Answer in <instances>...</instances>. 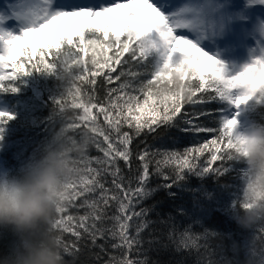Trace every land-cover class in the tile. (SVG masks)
Returning <instances> with one entry per match:
<instances>
[{
    "label": "snow or ice",
    "instance_id": "1",
    "mask_svg": "<svg viewBox=\"0 0 264 264\" xmlns=\"http://www.w3.org/2000/svg\"><path fill=\"white\" fill-rule=\"evenodd\" d=\"M257 8H264V0H244L241 9L233 0H16L0 10V91H17L20 78L34 72L57 75L66 86L55 101L56 115L77 132L91 129L103 154L89 156L85 175L59 212L55 227L66 253L78 256L85 237L103 250L96 241L107 236L121 255L105 264H149L146 256L130 253L140 252L141 233L154 223L147 218L152 208L137 206L160 188L191 193L201 214L219 211L233 220L237 208L250 206L245 196L252 173L231 154L239 150L242 117L246 126L264 124L254 118L264 119V19L257 16L250 30L242 23ZM211 103L217 107H205ZM11 118L0 112V124ZM171 128L191 134L194 143L182 150L146 145L133 151L137 137ZM228 174L240 185H221L236 189L226 205L203 185L185 187L189 176L218 181ZM153 175L171 182L149 187ZM202 201L216 206L206 208ZM191 227H170L167 239L177 252L203 249L206 264H241L227 258L223 234L209 228L194 233ZM64 234L73 239L65 241ZM210 238L220 243L213 247ZM241 247L243 264H264V224L242 246L232 241L234 254Z\"/></svg>",
    "mask_w": 264,
    "mask_h": 264
},
{
    "label": "trees",
    "instance_id": "2",
    "mask_svg": "<svg viewBox=\"0 0 264 264\" xmlns=\"http://www.w3.org/2000/svg\"><path fill=\"white\" fill-rule=\"evenodd\" d=\"M237 9L244 6V0H233ZM8 83V82H5ZM66 81H62L55 74L46 73H31L30 75L23 76L15 84L17 91H0V103L2 111L11 115V119H6V122L0 124V171L5 170L12 175H17L22 167L30 160L36 159L40 153L41 147L51 138L52 132L59 128L61 125L60 118L56 115L58 109L55 104L57 98L64 93ZM99 95H103V89L99 91ZM209 109L217 107L215 103L205 106ZM190 110L189 106H186ZM264 113V108L259 110ZM71 115V111L68 113ZM258 122L264 123L261 115L257 114L254 117ZM247 124V117H243ZM102 122V117H101ZM210 126L211 122H208ZM160 135L148 134L137 137L132 145L133 151L142 150L146 145L151 149H176L182 150L186 146H191L194 143L191 134L181 133L176 128L160 129ZM205 137V134H200ZM138 146V147H137ZM103 154L95 147L90 151L89 156L97 157ZM139 161L133 159L132 167L135 169ZM95 166V165H94ZM126 176L131 175L128 167L120 162ZM165 171H168L165 169ZM109 183L111 177L107 178ZM171 181H164L161 177L153 175L149 181V187L155 188L157 185L163 183H170ZM240 185V181L235 178V174H228L220 179L214 180L209 176L203 181L189 176L185 187L199 188L203 185L208 191L214 193L215 200H218L221 205H226L231 200V192L235 191L234 188L224 189L221 185ZM135 186V183H133ZM174 192L176 195L170 197L168 192ZM206 208L215 207V203L202 201ZM153 205L155 206L153 208ZM152 208L148 214V219L153 221L148 229L141 233L144 243L137 253L135 250L130 253L133 258L147 257L149 264H197V260L201 264H206L207 257L203 255V249L200 253L193 251L191 254L187 251L177 252L175 245L167 239V234L172 225H175L176 230L183 231L187 226L191 225V231L194 233H201L204 228L216 230L223 234L225 245V254L228 259H236L243 264L245 260V252L241 250L237 253L231 251V243L235 241L238 245L243 244L246 239H251L253 233L259 228L260 224L254 226L250 230L240 228L233 220L223 215L221 212H212L210 215L201 214L193 208L192 194L187 191H182L177 187L171 189L160 188L151 197L143 200L137 206ZM179 209H184L186 214H180ZM114 208L109 209L111 215ZM75 211V210H72ZM82 214V210H81ZM169 215L174 219L169 220ZM199 218L202 223H195L194 221ZM166 223H161V221ZM106 226L108 224L106 223ZM134 234V229L132 230ZM231 233L229 239L227 234ZM158 242L149 245L148 240L154 239ZM65 241H70L73 238L69 234H64ZM15 237L8 230L0 229V257L7 256L10 252L11 246ZM116 241L105 237L104 239H97V245L93 246L91 240L85 237L79 242L81 251L76 259V264H105L111 256L119 257L120 250L113 249L112 244ZM211 245L215 247L220 240L217 238H210ZM167 244V247L163 245ZM97 255L99 259H97ZM71 259V256H66ZM216 258V257H213Z\"/></svg>",
    "mask_w": 264,
    "mask_h": 264
},
{
    "label": "clouds",
    "instance_id": "3",
    "mask_svg": "<svg viewBox=\"0 0 264 264\" xmlns=\"http://www.w3.org/2000/svg\"><path fill=\"white\" fill-rule=\"evenodd\" d=\"M239 131V150L231 155L245 164L253 180L251 187L246 185L245 202L250 206L237 208L233 220L250 230L264 224V124H249ZM96 140L91 129L77 132L61 123L38 157L17 175L0 171V229L15 237L0 264H76L77 256L64 251L55 225L72 196V186L86 173Z\"/></svg>",
    "mask_w": 264,
    "mask_h": 264
},
{
    "label": "rangeland",
    "instance_id": "4",
    "mask_svg": "<svg viewBox=\"0 0 264 264\" xmlns=\"http://www.w3.org/2000/svg\"><path fill=\"white\" fill-rule=\"evenodd\" d=\"M16 2V0H0V10H7V7L10 3H14ZM182 0H172V3L174 4H179L181 3ZM251 13V16H252V20L255 21L256 20V17L259 16L261 19H264V13L259 10L258 8L257 9H252L250 11ZM97 23H100V24H103L104 21H97ZM9 26H14V23H10ZM76 27H78L79 25H75ZM249 43H252L251 39L249 38ZM221 46H223V42H221ZM244 52H246V48L244 49ZM2 105L0 103V112L2 111ZM242 120H243V124L242 126H246V121L243 119L242 117Z\"/></svg>",
    "mask_w": 264,
    "mask_h": 264
}]
</instances>
